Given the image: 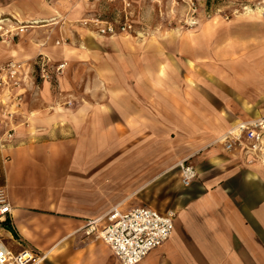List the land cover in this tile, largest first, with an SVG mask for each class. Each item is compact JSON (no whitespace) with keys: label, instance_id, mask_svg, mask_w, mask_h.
I'll use <instances>...</instances> for the list:
<instances>
[{"label":"crops","instance_id":"0c3cea01","mask_svg":"<svg viewBox=\"0 0 264 264\" xmlns=\"http://www.w3.org/2000/svg\"><path fill=\"white\" fill-rule=\"evenodd\" d=\"M126 1L0 0V66L23 62L31 76L14 90V136L0 130V187L13 205L1 242L47 253L42 264H122L83 227L114 206H152L145 189L190 157L194 196L177 210L171 238L139 264H264V166L216 143L264 115V12L235 15L228 30L206 23L198 37L189 29L161 38L148 22L144 38L101 36L84 23L121 20ZM7 29L14 36L2 39ZM40 55L66 62L63 74L40 80ZM161 126L182 153L154 149Z\"/></svg>","mask_w":264,"mask_h":264},{"label":"built area","instance_id":"2783aa9c","mask_svg":"<svg viewBox=\"0 0 264 264\" xmlns=\"http://www.w3.org/2000/svg\"><path fill=\"white\" fill-rule=\"evenodd\" d=\"M253 3L252 9L261 7L264 12V0H254ZM124 6L121 20L94 18L84 23L94 25L101 36L135 31L133 13L128 10L131 4L126 1ZM14 31L7 29L1 34L2 39L13 37ZM66 67V62L53 64L47 57L40 55L32 73L40 80L51 81L62 75ZM29 78V65L26 63L10 61L0 66V130L4 129L3 134L9 139L16 132L11 126V119L22 101V94L14 90L21 89ZM216 143L221 144L226 152H239L249 164L264 166V115L237 122ZM177 167L183 187H190L198 179V170L190 163V157L181 160ZM12 211L7 189L0 187V222H6ZM176 216L174 210L160 211L152 206H137L128 212H122L119 206H114L103 216L87 221L83 230L87 235H93L106 243L122 264H139L152 250L171 238ZM47 257V253L40 254L27 247L14 251L0 240V264H42Z\"/></svg>","mask_w":264,"mask_h":264},{"label":"rangeland","instance_id":"374dc122","mask_svg":"<svg viewBox=\"0 0 264 264\" xmlns=\"http://www.w3.org/2000/svg\"><path fill=\"white\" fill-rule=\"evenodd\" d=\"M131 7L128 9L133 13V19L135 21V31L120 33L131 34L138 38L147 37L148 33L139 29L148 22L157 28L159 37L164 38L169 34H181L184 30H192L193 33L198 35V29L200 26L216 22L218 26H223L222 29H230L235 15L241 12L259 14L258 11L261 7L252 9L254 6V0H127ZM256 3V2H255ZM149 8L148 13H143L144 6ZM247 8L246 10H244ZM254 10V11H253ZM263 11V9H262ZM226 30V31H227ZM232 112L228 115L231 116ZM168 129L161 126L160 137L157 143H154V149L160 152L161 157L164 154H179L183 151L180 149L181 144L176 143V133L172 132L168 134ZM141 147H147L146 143L139 144ZM113 150H119V144H111ZM128 149H135V145ZM185 152V151H184ZM187 153V152H186ZM154 177V176H153ZM152 176L144 178V183L151 180ZM144 199L153 207L160 211L177 210L182 204L194 195L190 194V189L183 187L180 182V172L175 165L170 170H167L164 174H160L155 179V184L146 188L144 193ZM177 218V216H176ZM175 218V222H176ZM176 225V223H175Z\"/></svg>","mask_w":264,"mask_h":264},{"label":"bare ground","instance_id":"6f19581e","mask_svg":"<svg viewBox=\"0 0 264 264\" xmlns=\"http://www.w3.org/2000/svg\"><path fill=\"white\" fill-rule=\"evenodd\" d=\"M261 10V9H260ZM263 13V12H262ZM1 28V27H0Z\"/></svg>","mask_w":264,"mask_h":264}]
</instances>
